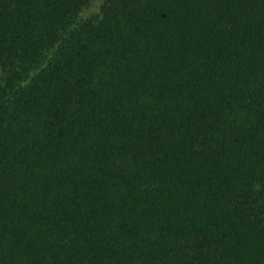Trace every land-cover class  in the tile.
I'll return each mask as SVG.
<instances>
[{
	"label": "trees",
	"instance_id": "trees-1",
	"mask_svg": "<svg viewBox=\"0 0 264 264\" xmlns=\"http://www.w3.org/2000/svg\"><path fill=\"white\" fill-rule=\"evenodd\" d=\"M0 0V264H264V0Z\"/></svg>",
	"mask_w": 264,
	"mask_h": 264
},
{
	"label": "rangeland",
	"instance_id": "rangeland-1",
	"mask_svg": "<svg viewBox=\"0 0 264 264\" xmlns=\"http://www.w3.org/2000/svg\"><path fill=\"white\" fill-rule=\"evenodd\" d=\"M100 2L101 0H90L89 3L79 11L76 22L97 16Z\"/></svg>",
	"mask_w": 264,
	"mask_h": 264
}]
</instances>
